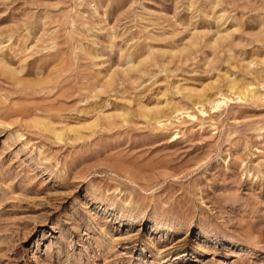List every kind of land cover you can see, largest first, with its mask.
<instances>
[{
	"label": "rangeland",
	"instance_id": "1",
	"mask_svg": "<svg viewBox=\"0 0 264 264\" xmlns=\"http://www.w3.org/2000/svg\"><path fill=\"white\" fill-rule=\"evenodd\" d=\"M0 264H264V0H0Z\"/></svg>",
	"mask_w": 264,
	"mask_h": 264
},
{
	"label": "bare ground",
	"instance_id": "2",
	"mask_svg": "<svg viewBox=\"0 0 264 264\" xmlns=\"http://www.w3.org/2000/svg\"><path fill=\"white\" fill-rule=\"evenodd\" d=\"M241 92V91H240Z\"/></svg>",
	"mask_w": 264,
	"mask_h": 264
}]
</instances>
